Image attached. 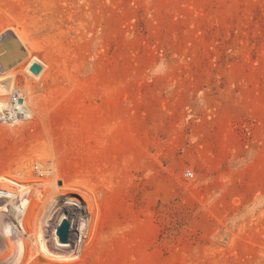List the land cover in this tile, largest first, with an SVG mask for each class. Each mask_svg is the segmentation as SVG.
I'll return each mask as SVG.
<instances>
[{"label": "rangeland", "instance_id": "1", "mask_svg": "<svg viewBox=\"0 0 264 264\" xmlns=\"http://www.w3.org/2000/svg\"><path fill=\"white\" fill-rule=\"evenodd\" d=\"M10 27L46 64L44 119L0 126V174L52 162L75 198L19 264H264V0H0ZM25 237L0 232V264Z\"/></svg>", "mask_w": 264, "mask_h": 264}, {"label": "bare ground", "instance_id": "2", "mask_svg": "<svg viewBox=\"0 0 264 264\" xmlns=\"http://www.w3.org/2000/svg\"><path fill=\"white\" fill-rule=\"evenodd\" d=\"M33 63L40 66L37 73L30 70V66ZM45 68L46 64L35 56L33 46L27 41L26 35L19 29L10 27L0 32V82H2L4 88V94L0 96V126L13 127L33 118H36L40 122L43 121L42 112L38 108V98L34 97V91L30 89L29 83H31V80L38 81L43 75ZM19 74H23L22 77L26 81L23 87L12 86L3 80L10 75L19 77ZM34 167H36L39 174L44 175L46 178L37 177L31 183H24L7 174H0V201L6 202V204L4 203L5 205H0V232L6 239L13 236H19L20 238L23 235L27 236L25 239L18 240V247L15 251L16 258L9 264H19L22 261L28 251L27 245L29 239L36 244L38 252L42 250L43 254L45 252L48 253L46 251L48 247L42 234L44 223L49 216L47 214L55 205L58 198L64 196L69 203H72L75 199L61 192V186H58L56 182L58 178L57 168L52 162L47 164L35 162ZM27 193H29V196L27 195L28 197L24 198V195ZM31 195H37V198L31 200ZM19 197L20 203L17 205L15 199ZM39 201L44 202V211L41 213H37L36 211L39 208L37 204ZM96 210L94 207L91 209L93 218ZM65 213L62 207L58 209L55 216L56 222L53 224L54 227L52 229L54 239H51V242L56 246H60V248H62L63 243L59 241L56 235V228L64 218L70 223ZM10 215L14 216V220L9 218ZM92 223L90 224L91 227ZM11 254H14V252Z\"/></svg>", "mask_w": 264, "mask_h": 264}, {"label": "water", "instance_id": "3", "mask_svg": "<svg viewBox=\"0 0 264 264\" xmlns=\"http://www.w3.org/2000/svg\"><path fill=\"white\" fill-rule=\"evenodd\" d=\"M40 69V66L36 63H33L30 66V70L34 73H37ZM20 101V100H19ZM70 231V223L67 219H62L59 225L56 228V235L58 236V239L62 243H66L68 240V235Z\"/></svg>", "mask_w": 264, "mask_h": 264}, {"label": "built area", "instance_id": "4", "mask_svg": "<svg viewBox=\"0 0 264 264\" xmlns=\"http://www.w3.org/2000/svg\"><path fill=\"white\" fill-rule=\"evenodd\" d=\"M183 175L187 178H192L193 174L189 169H185Z\"/></svg>", "mask_w": 264, "mask_h": 264}]
</instances>
